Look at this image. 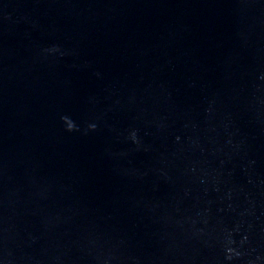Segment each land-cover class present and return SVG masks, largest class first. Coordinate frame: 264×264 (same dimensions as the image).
Masks as SVG:
<instances>
[{
	"label": "water",
	"instance_id": "obj_1",
	"mask_svg": "<svg viewBox=\"0 0 264 264\" xmlns=\"http://www.w3.org/2000/svg\"><path fill=\"white\" fill-rule=\"evenodd\" d=\"M0 264H264V0H0Z\"/></svg>",
	"mask_w": 264,
	"mask_h": 264
}]
</instances>
